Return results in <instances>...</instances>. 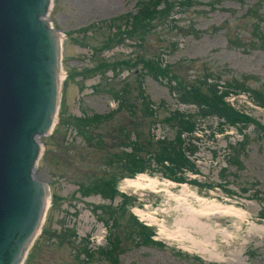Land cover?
I'll list each match as a JSON object with an SVG mask.
<instances>
[{
  "label": "rangeland",
  "instance_id": "1",
  "mask_svg": "<svg viewBox=\"0 0 264 264\" xmlns=\"http://www.w3.org/2000/svg\"><path fill=\"white\" fill-rule=\"evenodd\" d=\"M140 1L145 0H52L48 19L64 37L63 80L55 131L41 140L35 174L49 186L50 200L41 233L24 264H80L79 260L85 264H110L97 252L108 248V238L114 233L121 250L116 264H264V219L258 217L263 205L249 198L255 191L264 192V138L253 126L244 130L249 139L239 158L242 168L229 169L231 175L226 178L220 171L227 166V146L241 141L242 136L230 128L211 137L218 123L214 118L202 124L203 133L200 130L195 134L199 152L193 158L201 175L191 177L200 182L228 184L226 188L233 195L220 188L198 191L190 184L174 183L150 171L120 177L112 201L94 193H80L81 185L106 175L109 167L100 162L102 153L89 148L78 132L99 133L83 127L86 117L114 111L117 102L105 89H118L122 82L134 81L133 74L141 71V65L136 64L130 71L117 67L103 74L96 71L101 64L126 60L135 64L140 56L173 66L196 60V67L184 69L182 74L192 78L200 75L204 67L212 74L225 71L228 75L234 72L264 79V49L244 47L252 39L249 9L255 7L264 17V0H193L188 7L175 8L170 19L153 28L142 42L124 39L97 52L104 42L114 39V33L110 36L104 26L87 27L133 16ZM262 27L264 31V23ZM236 38L242 42L241 47L233 43ZM250 86L256 85L251 82ZM143 89L156 107L163 102V107H158L159 118L175 109L194 110L192 106L178 105L168 87L147 73ZM227 101L264 124V109L255 106L246 93L230 94ZM131 121L121 112L113 123L104 124V131L112 132L119 124L130 128ZM150 131L156 138L171 137L160 124ZM135 177L144 179L143 187L119 188L121 180ZM152 180V187L147 186ZM101 207L119 216L116 230L112 222L102 221L108 216ZM215 207L223 213L210 214ZM137 225L149 229L151 241L164 247L155 249L141 244L139 239L133 241L128 231L137 232ZM84 246L92 258L84 254Z\"/></svg>",
  "mask_w": 264,
  "mask_h": 264
},
{
  "label": "trees",
  "instance_id": "2",
  "mask_svg": "<svg viewBox=\"0 0 264 264\" xmlns=\"http://www.w3.org/2000/svg\"><path fill=\"white\" fill-rule=\"evenodd\" d=\"M184 1V2H183ZM193 0H145L137 4L136 14L133 16L125 15L110 20L92 23L89 28L105 27L108 32L114 33V39L104 42V46L100 48L99 53L106 49L114 47L128 39L132 42H142L144 37L155 27L166 23L173 14L175 8L188 7ZM249 17L251 20V40L244 47H253L264 49V31L262 24L264 17L255 7L249 9ZM100 23V24H99ZM124 25V30L122 26ZM91 28V29H92ZM124 36V38H123ZM118 39V40H117ZM241 47L242 42L236 38L233 42ZM107 45V46H106ZM141 65V71L134 73V81H124L123 86L116 89L109 86L106 90L111 94L113 100L117 102V108L105 115L94 114L87 116L84 120L83 127L97 129V134L78 132L84 141L93 147L94 150L102 153L103 165L109 167L106 175L90 181L87 185H81V195L88 196L92 193L102 196L106 200H113L116 197L115 184L120 177L132 176L137 173L146 171L159 173L161 177L167 178L174 183L190 184L191 186L201 190H213L220 188L228 195H233L226 188L228 185L215 182H200L191 176L201 175V170L193 158L199 152V138L195 134L201 130L202 124L209 119L218 121L216 131H211L210 136L215 134H223L226 129L234 128L242 136L241 141L229 144L228 155H226V167L221 168L220 174L222 178L231 175L229 169L233 167L242 168L240 156L243 155L245 143L249 136L244 130L253 126L256 133L264 138V124L253 119L249 114L237 110L227 97L246 93L250 101L257 107L264 109V79L253 76L236 74L230 72V75L212 74L207 68L200 69V75L192 78L182 74L185 70L196 67V60H185L178 66L162 64L158 60L151 57L140 56L135 64L129 60L114 64H101L98 70L105 73V70H113L117 67L130 71L134 66ZM185 67V68H184ZM111 68V69H110ZM118 71V70H117ZM118 72H116L117 74ZM151 76L156 81L166 85L170 93L175 97L178 105L192 106L194 110L180 111L175 109L167 116L160 117L158 107H163L161 102L158 107L144 93L143 78ZM222 77H226L222 80ZM256 86L251 87L250 83ZM124 112L132 121L130 128L117 125L112 132L104 131L105 123H113L115 117ZM162 125L167 128L171 137L156 138L150 131L155 125ZM82 126V124H81ZM101 127V128H100ZM83 128V129H84ZM100 128V129H99ZM147 128V130H145ZM55 131V129H54ZM85 131V129H84ZM107 139V140H106ZM106 140V141H105ZM120 148L121 151L113 152ZM215 155V153H214ZM114 176L112 178L111 176ZM264 188V185H262ZM242 192H246L243 189ZM263 205L258 213L260 219H264V192L255 191L249 196ZM103 212L108 216L102 220L105 224L112 222L113 231L116 230L119 222V216L115 212H108V207ZM138 231H128L133 241L139 239L140 243L145 246H151L155 249L163 248L159 243H154L150 239V230L138 226ZM112 235V234H111ZM119 240L115 233L108 238V248H99L97 254L103 257L108 263L116 264ZM35 247V244H34ZM83 252L88 258L93 255L89 253L86 247ZM78 259V257H77ZM80 264H85L83 260H79Z\"/></svg>",
  "mask_w": 264,
  "mask_h": 264
},
{
  "label": "water",
  "instance_id": "3",
  "mask_svg": "<svg viewBox=\"0 0 264 264\" xmlns=\"http://www.w3.org/2000/svg\"><path fill=\"white\" fill-rule=\"evenodd\" d=\"M52 0H0V264H24L50 200L35 176L62 84V34Z\"/></svg>",
  "mask_w": 264,
  "mask_h": 264
},
{
  "label": "bare ground",
  "instance_id": "4",
  "mask_svg": "<svg viewBox=\"0 0 264 264\" xmlns=\"http://www.w3.org/2000/svg\"><path fill=\"white\" fill-rule=\"evenodd\" d=\"M63 38L64 37L62 36V42H63ZM62 75H61V78L63 80ZM143 182H144V179H142V177H137V178L132 179V180H130V179L121 180L120 188L122 190L124 188H140V187H143ZM152 184H154L153 180L152 181H149V184H147V186H150L151 185V187H152ZM228 210H231V209H228ZM220 213H223V211L220 208L215 207V208H212V212L210 214H220ZM224 213H226V212H224Z\"/></svg>",
  "mask_w": 264,
  "mask_h": 264
},
{
  "label": "flooded vegetation",
  "instance_id": "5",
  "mask_svg": "<svg viewBox=\"0 0 264 264\" xmlns=\"http://www.w3.org/2000/svg\"><path fill=\"white\" fill-rule=\"evenodd\" d=\"M88 146H89V148L91 147V145H88ZM111 177H112V178H114V176H113V175H112Z\"/></svg>",
  "mask_w": 264,
  "mask_h": 264
},
{
  "label": "built area",
  "instance_id": "6",
  "mask_svg": "<svg viewBox=\"0 0 264 264\" xmlns=\"http://www.w3.org/2000/svg\"><path fill=\"white\" fill-rule=\"evenodd\" d=\"M135 178H137V177H135ZM120 188V187H119Z\"/></svg>",
  "mask_w": 264,
  "mask_h": 264
}]
</instances>
